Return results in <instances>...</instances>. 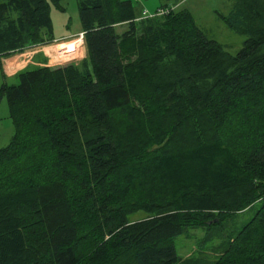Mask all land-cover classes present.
<instances>
[{
    "label": "trees",
    "instance_id": "1",
    "mask_svg": "<svg viewBox=\"0 0 264 264\" xmlns=\"http://www.w3.org/2000/svg\"><path fill=\"white\" fill-rule=\"evenodd\" d=\"M59 1L0 0V57L51 42ZM76 7L84 55L0 84V264H180L193 227L223 239L185 264H264V0L216 13L245 36L235 54L186 8Z\"/></svg>",
    "mask_w": 264,
    "mask_h": 264
},
{
    "label": "rangeland",
    "instance_id": "2",
    "mask_svg": "<svg viewBox=\"0 0 264 264\" xmlns=\"http://www.w3.org/2000/svg\"><path fill=\"white\" fill-rule=\"evenodd\" d=\"M76 1L77 0H60L59 7L49 4V17L53 36H72L69 40L67 39L69 42L66 43L55 41L43 44L46 52L50 55V67L67 64L68 62L77 60L85 53L82 45L83 41L80 43L78 40L80 24L77 15ZM132 3L137 10L141 11L142 15H149L157 8L163 6L186 8L191 13L195 24L203 34L208 39L217 42L230 54H235L241 48L245 38L244 35L236 33L226 27L216 15V13L227 14L233 5V0H132ZM72 48L73 53H70L72 55L66 56L64 50L69 51ZM58 51L60 55L52 58L53 54ZM2 82L8 85L16 84L17 79L14 76L3 79L0 73V84ZM11 135L12 125L8 117L7 106L5 100L0 98V148L4 147L9 142ZM259 205L260 202H255L250 208L235 214L230 221L224 222L223 230L225 233L235 229L237 230L242 224L248 221ZM144 217V212L136 211L128 216V220L135 221ZM204 237L205 231L201 227L186 228L181 234L174 237L173 243L175 253L183 259L180 264H183L184 260L189 257H196L204 261L207 259L211 260L215 257V250L212 248L214 247L216 249L215 246L223 239V236L218 238L213 237L211 241H205L206 239ZM203 238L204 240L202 241Z\"/></svg>",
    "mask_w": 264,
    "mask_h": 264
},
{
    "label": "crops",
    "instance_id": "3",
    "mask_svg": "<svg viewBox=\"0 0 264 264\" xmlns=\"http://www.w3.org/2000/svg\"><path fill=\"white\" fill-rule=\"evenodd\" d=\"M70 37L72 36L61 35L58 37H54L51 42L61 41L63 43H66L69 42L68 40ZM70 50L73 51V48ZM64 51L66 52V56L72 55L70 54L72 51L71 52L67 50ZM58 55H60L59 51L53 54L52 58L57 57ZM49 58L50 55L46 52L43 44H35L32 46H27L16 53L10 54L6 57H0L1 76L4 79L14 76L16 72L23 69H31L37 66H51L49 65V61H50Z\"/></svg>",
    "mask_w": 264,
    "mask_h": 264
},
{
    "label": "built area",
    "instance_id": "4",
    "mask_svg": "<svg viewBox=\"0 0 264 264\" xmlns=\"http://www.w3.org/2000/svg\"><path fill=\"white\" fill-rule=\"evenodd\" d=\"M78 40H79L80 43H81V41H82V33H81V32L78 33ZM71 51H72V50H71ZM71 51H69V52H71Z\"/></svg>",
    "mask_w": 264,
    "mask_h": 264
}]
</instances>
